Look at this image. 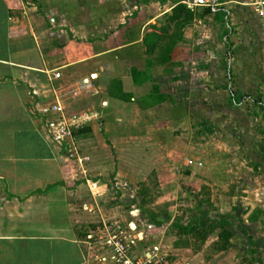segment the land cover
<instances>
[{
    "label": "crops",
    "instance_id": "1",
    "mask_svg": "<svg viewBox=\"0 0 264 264\" xmlns=\"http://www.w3.org/2000/svg\"><path fill=\"white\" fill-rule=\"evenodd\" d=\"M56 1L0 0V264L86 263L82 192L104 187L87 179L85 154L77 163L63 154L48 124L64 121L73 134L89 130L77 145L104 141L116 160H147V145H165L166 153L180 140L172 129L192 127L199 118L196 99L204 83L191 70L198 60V13L229 17L231 27L233 4L253 0H220L216 11L200 8L190 21L176 11L183 5L193 13L184 0H93L94 10L88 0L78 6ZM262 2L256 0L255 11ZM232 96L229 91L231 107L241 110ZM55 105L62 113L42 114ZM196 122L214 134V117ZM125 143L133 146L125 149ZM170 154L180 155L192 181L201 166L175 149L166 159ZM121 174L117 170L114 189L130 193Z\"/></svg>",
    "mask_w": 264,
    "mask_h": 264
},
{
    "label": "rangeland",
    "instance_id": "2",
    "mask_svg": "<svg viewBox=\"0 0 264 264\" xmlns=\"http://www.w3.org/2000/svg\"><path fill=\"white\" fill-rule=\"evenodd\" d=\"M62 2L78 6L84 0ZM183 2L193 5V0ZM86 3L94 10L93 0ZM255 3L233 4L231 27L229 17L214 20L210 14L207 19L203 11L197 12L202 24L196 28L198 60L191 70L196 69L199 84L204 83L196 99L199 118L191 120L192 127L172 129L180 140L166 145V153L165 145H147V160L137 155L116 160L115 150L104 141L76 143L75 150L62 148L75 163L78 154H85L87 179L98 178L104 187L82 192L87 200L82 226L86 235L104 223L114 224L134 235L139 255L159 247V257L170 264H264V8L258 3L255 11ZM239 5L246 6L243 12ZM191 9L192 17L201 10ZM229 91L236 93L241 110L231 107ZM244 91L249 98H244ZM206 115L214 117V134L212 128L196 124ZM129 146L133 144L122 147ZM171 149L201 166L193 170L192 181L185 178L180 155L166 159ZM172 169H180L181 177ZM117 170L131 185L130 193L114 189ZM81 242L85 264H102L96 258L98 244L86 236Z\"/></svg>",
    "mask_w": 264,
    "mask_h": 264
},
{
    "label": "built area",
    "instance_id": "3",
    "mask_svg": "<svg viewBox=\"0 0 264 264\" xmlns=\"http://www.w3.org/2000/svg\"><path fill=\"white\" fill-rule=\"evenodd\" d=\"M220 0H193L190 7L209 8L216 11L221 6ZM264 7V2L258 5ZM264 21V12L261 11ZM42 114L62 113V108L58 105L51 106L41 111ZM49 130L54 141L65 150H75L76 138L72 128L67 123L50 122ZM191 164V162H190ZM90 243L95 242L99 246L97 260L102 264H170L159 257V247L145 251L139 255L137 251L138 241L133 234L127 232L114 224L104 223L101 229H97L86 235ZM168 255L164 258L166 260ZM190 264V263H183Z\"/></svg>",
    "mask_w": 264,
    "mask_h": 264
},
{
    "label": "trees",
    "instance_id": "4",
    "mask_svg": "<svg viewBox=\"0 0 264 264\" xmlns=\"http://www.w3.org/2000/svg\"><path fill=\"white\" fill-rule=\"evenodd\" d=\"M185 10H186V7L185 6H179V7H177V9H176V11H177V13L178 12H183L184 14V16H183V20L184 21H190L192 18V16H190L191 14L190 13H186L185 12ZM232 99L234 100V102L236 103V104H238L237 103V100H236V98H235V96H232ZM260 107H261V105H260ZM261 109L262 110H264V107L262 106L261 107ZM205 123H200V125H204ZM211 133V132H210ZM90 134V131L89 130H79V131H74V135H75V137H76V139L77 138H79V137H86V136H88ZM225 234H226V236L229 238L230 237V233H228L227 231L225 232Z\"/></svg>",
    "mask_w": 264,
    "mask_h": 264
}]
</instances>
